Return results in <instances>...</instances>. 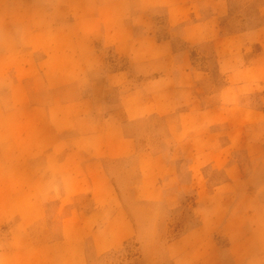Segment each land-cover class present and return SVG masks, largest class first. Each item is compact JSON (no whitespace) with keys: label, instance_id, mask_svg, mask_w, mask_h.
<instances>
[{"label":"rangeland","instance_id":"obj_1","mask_svg":"<svg viewBox=\"0 0 264 264\" xmlns=\"http://www.w3.org/2000/svg\"><path fill=\"white\" fill-rule=\"evenodd\" d=\"M151 81L181 90L174 92L176 112L110 125V150L124 135L136 150L161 154L178 172L177 201L138 203L139 159L110 156L105 170L136 234L116 245L122 237L110 232L107 249L105 216L94 218L102 250L95 253L89 237L87 264H264L235 261L224 222L228 207L264 198V0H0V184L32 183L38 175L66 184L48 225L28 227L30 240L59 236L56 207L71 197L68 165L82 162L68 159L69 151L91 147L90 139L67 136H82L100 121L89 117L93 105L121 116L128 92L139 89L130 102L162 93L142 88ZM230 160L242 168L243 181L234 186L218 170ZM253 198L246 206L260 208ZM77 200L102 207L86 189ZM201 217L206 227L197 232ZM111 218L109 231L115 224L116 231ZM23 237L20 225H4L0 264L20 260Z\"/></svg>","mask_w":264,"mask_h":264},{"label":"crops","instance_id":"obj_2","mask_svg":"<svg viewBox=\"0 0 264 264\" xmlns=\"http://www.w3.org/2000/svg\"><path fill=\"white\" fill-rule=\"evenodd\" d=\"M204 33L202 31L203 36H205ZM157 80L155 78L154 81ZM154 81L142 88L150 91L154 90L153 93L159 88L162 93L150 94L146 98H138V100L130 102V96H136L139 89L128 92L129 94L125 96L124 101L120 105L121 116L117 112H108L105 115L104 109H102L103 105H93L94 108L92 107V114L89 117L91 116L93 120L99 119L100 121L96 125L93 124V127L86 130L82 136L80 134L67 136L76 140L77 138L90 139L91 147H84L79 150L75 148L69 151L68 159H73L74 156L82 157V162L73 165L75 168L68 165L67 171L69 170V172L67 174L71 175V178H69L70 182L67 185L70 188L67 194L71 197L68 198V203L60 200L59 205L56 207L60 211L59 215L61 218L59 236L40 243H33L27 231L32 224L40 225V221L46 220L48 225L47 220L54 216L51 211L53 205H55L53 203H58V199H55L60 196L58 193H60L62 186H66L65 183L46 181L44 177L38 175V178L32 183L23 180L13 182L12 185L0 184V231L4 229L5 224L12 221L13 225H20L24 234L20 250L22 255L16 264H87L86 245L89 237L93 238H90L92 250L95 253H99L102 250L100 242L96 239L98 234L92 230L94 218L100 219L105 216L106 222L100 226V230H104L102 236L105 235L107 249L110 242V232L116 238L122 237L120 240L118 239L116 245L124 243V240L136 234V227L132 221L127 219L128 216L126 217L125 209L121 204L117 205V199L120 202L121 195L116 186L114 187L110 183L106 173L104 163L110 156H133L139 159L138 168L140 172L138 173V182L134 186L138 203L147 201L170 204L177 201L178 190L174 187H176L178 172L175 168L173 170V167L164 160L161 154L153 155L149 151L136 150L134 143L129 138L124 137V135H117L118 148L110 150V125L121 128L125 123L146 115L168 117L176 112V106L180 103V98H176L174 92L179 94L181 90L172 85L165 87L160 85L158 87ZM83 103H87V101H83ZM55 137L59 139L61 133H55ZM229 146H231L230 140ZM57 167H52L51 171L60 175L61 172ZM222 167L228 172V181L226 182L228 186H234L237 182L243 181L240 172L242 168L238 164L230 160L227 164L219 166L218 170H222ZM165 183L172 187L170 191H168V186L165 185L164 187ZM223 186L226 185L219 184L215 188ZM261 187H264V183ZM49 188L53 190L51 191ZM56 189L59 191H56ZM84 189L91 194V202L102 204L101 208L93 209L78 202V194H81ZM169 192L174 194V199H170ZM200 192L201 190L197 192L199 200L202 199ZM253 197H245L242 201H238V206L228 207L224 216L226 217V220H224L225 226L228 229V248L231 253L235 254L236 262H239L240 259L247 262L249 257L262 258L261 260H264V198ZM250 198L258 200L260 208L252 207L249 209L246 203H248L247 200H250ZM110 200L115 202L113 206L103 205L104 202L107 203ZM175 206L172 205L170 208H175ZM110 211L113 214H110ZM110 215H112L111 219H116V231H114L115 223V225H111L112 231H109ZM201 218L202 223L196 229L197 232H203V228L206 227V219L204 217ZM213 222H215L214 218ZM48 227L52 226L49 225ZM111 244H115V242ZM249 253H254V255L250 256Z\"/></svg>","mask_w":264,"mask_h":264}]
</instances>
